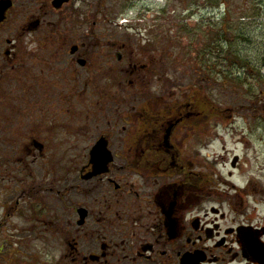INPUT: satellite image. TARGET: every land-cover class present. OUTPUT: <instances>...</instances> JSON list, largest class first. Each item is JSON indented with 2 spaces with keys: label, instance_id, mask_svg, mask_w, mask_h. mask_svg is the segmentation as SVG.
Masks as SVG:
<instances>
[{
  "label": "flooded vegetation",
  "instance_id": "obj_1",
  "mask_svg": "<svg viewBox=\"0 0 264 264\" xmlns=\"http://www.w3.org/2000/svg\"><path fill=\"white\" fill-rule=\"evenodd\" d=\"M58 13L0 0V264H264V185L254 199L203 163L217 111L149 89L164 60L132 45V10L76 42ZM9 231L36 252L7 249Z\"/></svg>",
  "mask_w": 264,
  "mask_h": 264
},
{
  "label": "rangeland",
  "instance_id": "obj_2",
  "mask_svg": "<svg viewBox=\"0 0 264 264\" xmlns=\"http://www.w3.org/2000/svg\"><path fill=\"white\" fill-rule=\"evenodd\" d=\"M67 5L56 8V32L58 39L75 42L101 40V32L132 10L130 25L140 26L128 31L132 45L154 41L158 45L151 44V49L164 60V79L151 80L149 89L175 90L183 98L192 91L217 111L209 115L211 147L203 150V159L210 158L203 160L204 166L215 170L217 183L233 184L234 191L251 192L256 199L259 183L264 185V0H73ZM227 19L230 50L221 46ZM121 31L125 36V28ZM13 34L5 32L6 41ZM3 236L15 253H35L39 247L28 234L26 241L10 231Z\"/></svg>",
  "mask_w": 264,
  "mask_h": 264
},
{
  "label": "trees",
  "instance_id": "obj_3",
  "mask_svg": "<svg viewBox=\"0 0 264 264\" xmlns=\"http://www.w3.org/2000/svg\"><path fill=\"white\" fill-rule=\"evenodd\" d=\"M227 24L230 25L229 22H227ZM227 30H228V29H227ZM221 31H222V33L224 34L223 39L225 40V42H224L221 46H222V47H227L228 50H230V49H231V45L227 44V41H226V35H227L229 32H228V31H225L223 28L221 29ZM226 44H227V45H226ZM221 50H223V49H221ZM221 50L219 49L218 51L221 52L222 55H227V56H229L228 53H226V52H222ZM234 58L237 59V60H241V59H239L237 56H234ZM244 64H245V63H244Z\"/></svg>",
  "mask_w": 264,
  "mask_h": 264
},
{
  "label": "water",
  "instance_id": "obj_4",
  "mask_svg": "<svg viewBox=\"0 0 264 264\" xmlns=\"http://www.w3.org/2000/svg\"><path fill=\"white\" fill-rule=\"evenodd\" d=\"M70 0H55L54 1V6L58 9H60L63 5L69 3Z\"/></svg>",
  "mask_w": 264,
  "mask_h": 264
},
{
  "label": "bare ground",
  "instance_id": "obj_5",
  "mask_svg": "<svg viewBox=\"0 0 264 264\" xmlns=\"http://www.w3.org/2000/svg\"><path fill=\"white\" fill-rule=\"evenodd\" d=\"M239 143H241V142H239ZM243 174L239 175V177H238L239 178V181H241V178H242L241 176H243Z\"/></svg>",
  "mask_w": 264,
  "mask_h": 264
}]
</instances>
